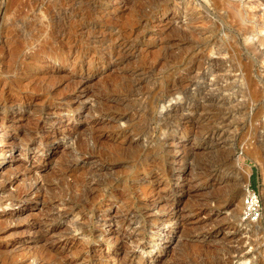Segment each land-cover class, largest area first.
<instances>
[{"label": "rangeland", "instance_id": "obj_1", "mask_svg": "<svg viewBox=\"0 0 264 264\" xmlns=\"http://www.w3.org/2000/svg\"><path fill=\"white\" fill-rule=\"evenodd\" d=\"M98 1L100 0H0V23L3 21L4 27L0 34V103L6 104L8 110L5 121L7 126L11 124L3 138L18 140L21 128L31 127L38 120H45L40 126L43 124L46 129L56 128L59 136L62 131L60 125L65 124V129H73L80 137L90 130L94 136L111 139L100 147L112 152H107L101 162H94L92 156L89 159H77L68 149H64L67 142L58 136L55 142L59 145L55 143L50 147L47 154L51 156L48 157L49 161L43 159L44 163H38L33 158L34 153L25 151L20 154V148L13 151L12 158L7 153L0 164V188L14 187L23 191L28 188V178L32 177V172L42 171L40 174H44L48 193L44 197L45 201H32L38 208L41 205L42 211L28 208L29 202L22 205V201H17L0 212V216L9 212L15 214L19 210L20 218L27 211L36 213L41 218L49 207L56 208L55 201L65 202L66 207L59 221L69 224L73 231V216L80 210L83 217L79 222L87 234H92L87 244L79 240L81 235L75 239L68 238L67 244L85 247L88 250L85 255L90 260L112 264L111 260L105 258V253L102 252L99 256L100 251L93 252L92 247L98 248L103 234L111 228L123 230L125 223L120 226L118 222L122 218L128 222L133 215L135 218L132 226L140 233L139 237H143L141 242L145 245L142 251L135 248V243L129 245L134 246L138 257L144 252L143 261L139 264H162L166 260L162 256L155 258L154 262L151 260L155 252L153 249L164 247L166 242L164 234L168 226L163 221L170 209L168 202L172 198L169 185H175L176 178L169 173V163L180 156L177 151L168 152L167 148L170 146L163 142H176L179 132L192 126L197 133L196 138L186 137L182 142L187 144L191 154L185 160V168L182 165L180 171L184 172L186 178L193 176L189 178L191 185L201 181L203 176L217 181L216 187L202 188L199 191L200 196L196 198L199 203H203L202 197L208 196L212 197V203L211 206L203 205L208 217L199 221L196 227L201 231H211L221 221L223 225L219 224L217 239L224 235V223H227L245 242L243 241V250L238 249L242 253L235 250V244L223 246L209 243L210 248L213 246L212 249L217 250L208 254V251L192 250L188 243L182 244V240L177 245L176 240L170 248L164 247L167 255L173 254L177 258L176 264H223L227 255L232 257H228L233 261L232 264H264V101L259 99L254 104H259V109L256 110L258 117L253 119L251 128V117L248 115L251 114L252 102L244 93L241 80L233 77L231 70V74L223 71L215 80L210 76L207 68L209 65L204 64L201 56L205 57L210 53V49L206 48V40L215 37L219 41L221 35L224 36V30H218L216 15L198 13L191 8V0H172L171 3L178 6L174 16L178 26L167 23L164 27H151L160 15V9H155L160 0H135V3L125 0L110 15L113 16L111 22L102 16V9L96 10ZM105 1V5H110L108 10H113L117 1ZM187 2L190 5H186ZM260 9L264 11V8L259 7ZM141 20L145 22L140 26ZM162 28L165 32L160 35L158 32ZM47 30L49 31L46 33ZM116 35L119 39H128L126 56L106 62L103 55L108 50L110 52L112 43L109 39L113 40ZM190 44L198 46L196 54L202 65L199 64V68L195 67L196 71L193 68L187 74L178 68L176 51L182 53ZM153 62L159 63L153 68ZM252 64L257 76L264 78L261 61ZM225 76L233 79L226 80ZM179 80L180 89H177L172 98L168 97L164 90ZM208 81H212L214 88L209 86ZM178 100L186 103L183 110L166 117L165 109ZM79 101H84V107H76ZM92 104L101 105L103 113H107L105 109L109 108L113 117H107L104 122L96 124L98 115L92 110L88 111ZM14 110L24 112L25 118L15 115ZM180 113L188 117L190 122L180 119ZM57 122L60 124H56ZM125 122L133 131L126 133L125 142H120L123 136L113 142V134L118 129L116 127H122ZM19 124L23 127L20 128ZM172 131H177L174 133L176 136L170 137ZM45 141L46 137L39 131L33 144L42 145ZM112 145L116 147L113 148ZM15 159L19 161L17 164L20 165V172L4 174L6 166L16 165ZM64 166L73 169L67 174L66 181L60 174V168ZM247 170L249 175L246 177ZM157 179L158 183L155 182ZM83 181H87L93 188L86 202L74 191L75 185L81 187ZM245 181L249 192L256 197L259 208L256 220L249 213L243 216L242 208L236 206L237 203L244 204L250 199L243 195ZM8 192L0 193V196H6ZM110 195H115L117 200L108 207L107 199ZM175 196L181 197L179 194ZM182 200L181 204L190 206L186 197ZM151 202L156 203L155 206L153 204L155 208L148 206ZM93 203L96 209L91 211ZM19 207L21 208L18 209ZM101 212L110 214V218L98 217ZM18 216L9 218L10 221L0 230V260L9 255L5 253L6 250L17 246V241L26 242L13 251L17 261H23L24 257L31 254L23 247L32 246L34 239L28 238L25 233L27 222ZM244 217L254 219L251 221L254 224L247 226L250 220H244ZM152 219L157 221L153 223ZM98 220L101 221L100 225ZM60 222L58 224H62ZM58 224L51 226L58 227ZM95 237L97 241L93 239ZM116 243L117 246L118 242ZM231 246L235 251L231 250ZM102 248L106 250V242H103ZM243 252L250 256V263H245L240 258ZM59 257L66 262L71 259L61 252ZM121 257L122 255L116 256L113 264H137L136 259L127 261ZM117 260L121 263H117ZM29 264H49V260L30 258Z\"/></svg>", "mask_w": 264, "mask_h": 264}, {"label": "bare ground", "instance_id": "obj_2", "mask_svg": "<svg viewBox=\"0 0 264 264\" xmlns=\"http://www.w3.org/2000/svg\"><path fill=\"white\" fill-rule=\"evenodd\" d=\"M116 1L117 2L115 6H113V10L111 11L108 10L110 5L104 4V2H106L105 0H100L98 1V3H96L97 5L96 10L101 11L100 9H102V12H101L102 16L105 17V19L109 22H111V19L113 18V16H110V15L114 14L117 5L119 3L121 4L125 0H116ZM171 1L172 0H160L159 1L160 3L156 6L155 9H160L159 11L160 15L158 19L156 18L157 20L152 24L151 27H161L162 25L164 27L166 26L165 24L167 23H172L173 25L178 26V24H176L177 18L176 19L174 18L175 13H177L176 10L178 9V6L174 5L175 3L174 4L171 3ZM191 1H192L191 8L193 10H196L198 13L200 14L201 13L211 14L212 13L214 16L216 15L219 21V24L217 25L218 30L219 31L224 30V36L222 37L221 35V39L219 41H217L215 37L213 39L206 40L205 44L207 46L210 44V46L208 47L206 46V48L210 49V53L208 52L209 53L208 55L206 54L205 57L204 56H201V57L204 60V64L206 63L209 65V67L207 68H208L209 73L211 74L210 76H213L214 80L216 79V77L219 76L220 73L222 74L223 71L230 72V70L234 73L233 77L239 78L241 80L242 82L241 85H243V91L244 93H246L249 101L252 102V104L250 103L251 104V110H250L251 114L248 115L251 117L250 126L252 128L254 120L258 117L257 111L259 109V104L258 106L254 104L258 103L259 99H263L264 101V78H259L257 76L254 65L252 64L256 61H261L262 63L261 65L264 67V11L263 9L259 10V7L264 8V0H243V1H239V0H191ZM130 2L135 3L136 1L131 0ZM187 4L190 5L189 2H187L186 5ZM97 16H100V14H98ZM2 22L0 23V34H1L2 29H4ZM143 22H145V20H141L139 25L141 26ZM5 24L4 26H6ZM177 26L175 27L177 28ZM163 29L164 28H162V30H159L158 33L160 35H162L165 32ZM48 31L49 30L45 32L47 33ZM49 35L50 34L48 33V36ZM119 36H117L113 40L109 39L112 43V45L110 46V52L108 50L107 51L108 53L103 55V59H105L106 62L110 61L113 58H120V57L126 56V50L129 46L126 40L128 39H126L125 37V40H122V39H119ZM0 44H1V41H0ZM197 47H198L197 45L193 46L190 44L189 48L184 50L182 53L181 51H176V54H177L176 56L178 57L177 58L178 61L177 60L175 61H177V64L179 66L178 68H180L179 70L184 71L187 74H190V71L191 70L193 71V68L194 69L195 67L199 68V64L202 65L201 62L198 61L199 59L197 58L196 50L199 49ZM158 63L159 62L154 64L153 62L152 67L153 68L156 67ZM227 64H229V66L226 67ZM229 79L231 78L230 77L226 78V80H229ZM180 80L174 81L172 86H170L169 88L167 87L164 90V93L168 97L172 98L176 94L177 89H180L178 87L180 85L179 83ZM208 84L209 86H213L211 85L212 81H208ZM217 86H220V85H217ZM181 94L183 95V93ZM184 97L185 96L183 95V98ZM83 104H84V101H79L76 107H84ZM185 104L186 103H184V100L175 101L172 105H170V108L165 109L166 117H170L171 114H177L178 112L183 110V107L185 106ZM91 106L92 107L88 109V111L92 110L96 115H98V118L96 119L97 120L96 124H99L100 122H104L107 117H113L112 116L113 113L109 111V108L105 109L107 113H103L104 109L100 108L101 105L92 104ZM262 108H264V104L262 105ZM0 110L2 111L0 113V144L3 145V147L0 148V164H1V161H3V159L5 158V156L7 157L6 155L7 153L10 154L9 158H12V153L17 148H20V154H22L23 152L25 153V151L34 153L33 158L37 159L38 163H44L43 159H45V161H49L48 157L51 156V154H47V153L48 151H50L51 149L50 147L52 145H54L55 143L59 145V143L55 142V139L59 137L63 140L65 139L67 142V144L64 145V149L65 148L68 149L70 153L73 155V157H76L77 159L78 157H84L85 159H89L90 158L89 156H92L94 159V162H101L105 158V155L107 152L112 153L110 152V150L100 147L101 145H103L104 142L108 143V141H110L111 139L109 140L105 137L102 138L103 136H94L92 132H90V130L89 132L88 131L85 132L83 136L80 137L77 135V133L73 129L71 128L65 129V124L60 125L62 126V131L59 136V133L56 128L46 129L43 126V124L45 123L43 121L45 120H38L31 127L30 126L28 128L24 127L23 129L21 128L23 127V125L20 126L19 124L21 128V133L19 135L20 138L18 140L11 141L8 138L7 139L3 138V136L7 135L6 133L8 132L6 130L11 124L7 126L6 121H5V113L7 112L8 109L4 102L0 103ZM14 113H16L15 115H18L19 117H22L23 119L25 118L24 112H19V111L14 110ZM86 115H88V112ZM178 116L180 119H187L188 122H190V119L188 117H185L183 114L180 113V115ZM39 119H43V118H39ZM42 122L43 124L42 126H40ZM24 124H25L24 126H26V123ZM56 124H60V122H57ZM189 125H192V124H189ZM122 127H116L118 129L113 134V138H112L113 142H116L117 138L121 136H123V139L120 142H125L126 133L128 131L129 132L133 131V130H130V125H128L127 123L122 125ZM39 131L43 132V135L46 137V141L42 145H34L33 140L37 136ZM174 133H177V131H172L170 133L171 134L170 137L176 136ZM196 134L197 133L195 132L194 128L192 126H189V128L183 129L182 131L179 132L176 142H167L166 140L163 142L164 145L167 143V145L170 146L169 148H167L168 152L177 151L180 154L178 158L172 157L173 160L171 159L172 161H170L169 163L171 170L170 171L168 170V171L171 176L174 175L176 178L174 179L175 185L173 184L169 185V189H171L172 198L168 202V207L170 209L165 214L164 216L165 220L163 221V224L168 226L164 234V240L166 241L164 242V247L170 248V246H172V244H174L176 240L177 241L175 243L178 245V243L182 240V244L188 243V245H190L192 250L205 251V253L206 251H208V254H210L211 252H214V250H217V249L213 250L212 249L213 246L212 248H210L211 246H209V243H212L213 245L222 244L223 246L225 244L226 246L228 244L229 246L230 244L234 246L235 244V250L239 251L238 249H241L240 251H242L243 250L242 245L244 244L245 241L243 240L244 241L243 242L241 240L242 239L241 236L238 233H235L234 230H231L233 227L232 228L229 227L230 226L229 224L224 223L226 224V226L224 227L225 229L224 235L221 234L222 236H220L219 239H217L219 224L223 225L221 221L219 224L214 226L213 229H211V231H201L197 229L196 227L199 221L206 220L208 217V214L205 213V206L203 205L211 206L210 203H212L211 202L212 197H209V196L206 198L202 197V200H204L203 203L207 202L206 204L199 203L198 200L196 199V198H199L200 196L199 191L202 188H208L211 186L216 187L217 185L216 180L212 179V177L211 179H208L206 176L201 177L202 179L201 181L194 182L195 184L191 185L192 181L189 178L193 176L186 178L184 172L180 171L182 168V165H184V168H185V164H184L185 160H187L191 154V150H188L186 147L187 144L182 143V142H184L186 137H192V139H195ZM57 147H55V149H57ZM112 147L115 148L116 145H112ZM197 151L198 149H196V153ZM181 155L185 157L182 158ZM17 162L19 161H16L15 159L16 165L13 166V164L12 165L9 164L10 166L9 165L6 166L3 173L10 175L13 172H20V165L17 164ZM102 169L103 168L101 166L100 170ZM72 170L73 169H71L69 166H64L63 168H60V171H61L60 174L64 178L65 181L67 180V174L71 172ZM163 170H165V168ZM90 172L91 171H89V173ZM32 173H31L32 177L30 176V178H28L30 179L28 188H24L23 191H21L19 188H14V187L8 189V188H5L6 186H3L2 188H0V193L9 191L6 194V196H0V212L1 213L4 212L6 207H8L9 205L17 201H22L23 202L22 205H24V203L26 202H29V204L27 205L28 208L30 209L34 208V209H38L39 211H42V206L40 205V207L38 208V205L33 204L32 201H36L38 199H43L41 201H45L44 197L46 193H48V190L46 188V180L44 178V174H40L39 172L37 173L36 171H33ZM165 174H167V172ZM248 175H249V170L246 171V177ZM195 178H193V180H195ZM13 180L14 179L10 180V186ZM158 181L159 180L157 179L155 182L158 183ZM211 181H215V182L213 183ZM87 183H88L87 181H83L81 187H78V185L76 184L75 185L76 188H74L76 195L81 198L83 197L84 202L88 201V195L91 194V191L93 190V188H91V186L88 185ZM246 183L247 181H245V186L243 189L245 192L242 191V193L244 192L243 195H246L247 197L252 196V194L248 190ZM175 194H179L181 197H176ZM184 197H186L187 200L191 203L190 206L181 204L182 202H184L182 200V198ZM158 198H161V197L158 196ZM116 200L117 198L115 197V195H110L107 199V206L110 207L113 203H115ZM54 203H57L56 208H53V206L52 208L49 207V209L45 213H43V217L41 218H38L36 213L30 212V211H27L28 213L21 218L19 215V212H20L19 210L16 211L15 214H12L11 212H9L8 214H1L0 230H2L4 226L7 225L8 221H10L8 220L9 218H12L14 215L16 216L19 215L18 218L27 222V224L25 225V229H26L25 233L27 234L28 238L33 237L34 240H33L32 246L23 247L26 250H29L28 252L31 253L27 258L24 257L23 261L22 260L17 261L16 258L13 256V251L15 250L16 247H22L23 244H25L26 242L17 241L16 242L17 246H15L16 244H13V246H15L14 248L10 250H6L5 253H9V255L6 256L3 260H0V264H29L30 258L34 260L38 257L49 260V264H71V263L77 264L80 261H83L84 264H101V263H98L97 261L90 260L89 258H87V255L85 254L88 252V250H85V247L79 248L77 245L67 244L68 238L75 239L77 238L78 235H81L79 240L82 241L84 244L89 243V241L92 238V234H87L86 233L87 231H85V228L82 226V223L79 222L82 220V217H83L81 213L79 212L80 210L77 211V213L74 214L73 216L74 218H73L72 226L74 227V230L72 231L69 224H63V222L59 221L66 207L65 202L58 200V201H55ZM153 204L154 206L156 205L155 202H151L150 204H148V206H152V208H155ZM248 204L249 205L247 204L244 205L243 203L240 204L239 202L236 205L238 208L239 207L242 208L241 210H243V216H246L248 211H250V209H252L253 207H256V205H254L253 202L248 203ZM246 206L250 207V209L247 210ZM21 207H19L18 209H20ZM94 208H95V203H93V205L91 206L90 208L91 211ZM234 209L233 211H235ZM230 211L229 212L226 211V212L230 213ZM100 214L101 215H98V217H101L102 219L110 218L111 216L110 214H104L103 212H101ZM214 214L217 216L216 213ZM258 217L259 215H256L254 219L256 220ZM134 218L135 217L133 215L130 216L129 218L130 220L128 222L125 221V218H122V220L118 222V225L122 226L125 223V227L123 228V230L117 227L116 229L111 228L110 230L105 232L103 234V237L100 239L99 247L98 248L92 247V251L93 252L100 251L99 256H101L102 252L105 253L107 255V257L105 258H108L109 260H111L112 264L116 261L115 257L118 255L119 256L122 255L121 257L122 260L134 261L136 259L137 264H139L140 261H143L142 256L144 252H142L141 257H138L137 254L135 253V249L133 248L134 246L129 247V245L135 243V248L140 249L141 251L145 248V245L143 246L144 243L141 242L143 237H139L140 233L137 232L138 230H136V228L132 226V224H134ZM154 218H157V217H154ZM225 219H228V218H225ZM246 219L247 218L244 217V220ZM254 219H251V218L247 219V221L250 220L248 221L249 223H247V226L254 224L253 222H251ZM156 221L157 219L156 220L154 219V221L152 219L153 223H155ZM58 222L62 224H58ZM103 222H105V220H103ZM100 223L101 221L98 220V225H100ZM57 224H58V227L52 228L51 225H57ZM171 224H173L174 226L171 227ZM47 226L51 228L49 229L47 228ZM93 239H96L97 241V237ZM103 242L107 243L106 250L102 248ZM116 242H118L117 246H116L117 244ZM113 246H116V247L114 248ZM164 247L158 246L156 247V249H153L155 250V252H154V255L152 256L153 259L151 261L154 262L155 258L162 256L164 257V259H166L163 261V263L161 262L162 264H176L177 258H175L173 254L171 256H168ZM229 250H230V247H229ZM231 250H233V248ZM59 252L65 253L66 255L70 256L71 259L68 260L67 262L62 261L61 257H59ZM239 252L238 253L236 252V254H239ZM149 253H152V252H149ZM229 256L227 255V257H224L225 260L224 262L222 261L223 264H232L233 261L229 260L228 258ZM240 258H242L245 263L246 261H249L250 263V256L248 254H244L243 252V255H241ZM119 262L120 261L117 260V263ZM108 263H105V264H108Z\"/></svg>", "mask_w": 264, "mask_h": 264}, {"label": "built area", "instance_id": "obj_3", "mask_svg": "<svg viewBox=\"0 0 264 264\" xmlns=\"http://www.w3.org/2000/svg\"><path fill=\"white\" fill-rule=\"evenodd\" d=\"M251 193V192H250ZM252 194V193H251ZM250 199H249V201H246V202H244V205H249L248 203H251V202H253L254 203V205H256V207H253L252 209H250V207H247L246 206V208H247V210H249L250 209V211H248V213L250 214V216H252L253 218H254V216H256V215H258V206H257V202H256V197L254 196V193L252 194V196H248ZM248 199V198H247ZM247 213V214H248Z\"/></svg>", "mask_w": 264, "mask_h": 264}]
</instances>
